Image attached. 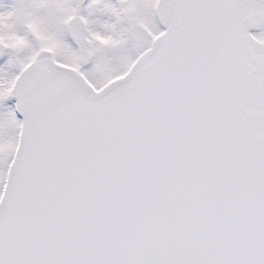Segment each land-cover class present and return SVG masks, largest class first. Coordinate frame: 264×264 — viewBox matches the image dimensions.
<instances>
[{
	"label": "snow or ice",
	"instance_id": "snow-or-ice-1",
	"mask_svg": "<svg viewBox=\"0 0 264 264\" xmlns=\"http://www.w3.org/2000/svg\"><path fill=\"white\" fill-rule=\"evenodd\" d=\"M0 264H264V0H0Z\"/></svg>",
	"mask_w": 264,
	"mask_h": 264
}]
</instances>
